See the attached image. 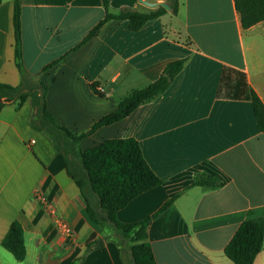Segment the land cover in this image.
<instances>
[{
    "label": "crops",
    "instance_id": "1",
    "mask_svg": "<svg viewBox=\"0 0 264 264\" xmlns=\"http://www.w3.org/2000/svg\"><path fill=\"white\" fill-rule=\"evenodd\" d=\"M178 1L177 15L166 8L138 31L128 19H112L86 39L106 15L104 0H19L24 65L47 85L57 123L81 134L157 80L169 61L186 58L166 92L99 127L80 147L112 138L139 142L162 184L134 198L117 219L140 221L174 198L148 227L156 264H235L225 247L243 221L264 216V133L252 101L239 94L252 88L264 103V20L244 28L235 0ZM163 4L170 6L169 0H109V9ZM14 5L0 0V83L18 86ZM0 100V264H70L83 255L81 264H130L129 252L122 258L113 234L89 217L64 157L29 124L30 100ZM201 174L222 185H194ZM36 190L54 202L76 238L56 226ZM15 220L24 228L23 261L2 246ZM93 237L101 245L86 252ZM254 264H264V241Z\"/></svg>",
    "mask_w": 264,
    "mask_h": 264
},
{
    "label": "trees",
    "instance_id": "2",
    "mask_svg": "<svg viewBox=\"0 0 264 264\" xmlns=\"http://www.w3.org/2000/svg\"><path fill=\"white\" fill-rule=\"evenodd\" d=\"M169 4L173 15H177L179 1L169 0ZM235 6L244 28L264 20V0H235ZM104 7L105 17L90 31L86 39L95 36L103 25L112 19H128L130 29L138 31L148 21L158 19L168 12L163 6L151 11L124 7L118 12H111L109 0H104ZM13 21L15 60L23 81L18 86L0 83V98L18 100L19 105L30 100L29 124L42 132L55 150L64 157L68 173L84 197L89 217L101 227L102 231L113 234V240L120 247L122 258L125 251L130 254V264H156L154 252L148 241V227L152 218L167 209L174 198L165 202L153 216L132 223L119 221L117 219L119 210L126 207L138 195L162 184V180L150 167L139 142L133 137L107 139L87 149H82L80 142L99 127L120 121L142 104L160 97L182 71L187 59L169 61L157 80L142 89L132 91L120 102L116 110L94 123L89 131L74 134L54 119L47 108V85L40 79L30 77L31 74L24 65L19 0H15ZM92 87L95 90V86ZM248 92V94L244 92L239 94L252 101L258 127L264 133V103L252 88ZM228 93L238 92L236 89H228ZM2 103L4 102L0 100V104ZM193 184L216 189L222 185V182L216 177L201 174ZM263 241L264 216L249 217L239 225L225 247V254L235 264H254L258 253L262 250ZM100 245L101 242L93 237L87 243L86 252ZM2 246L11 252L16 260L25 259L24 228L18 220L11 224L3 238ZM83 260L84 255L70 264H81Z\"/></svg>",
    "mask_w": 264,
    "mask_h": 264
},
{
    "label": "built area",
    "instance_id": "3",
    "mask_svg": "<svg viewBox=\"0 0 264 264\" xmlns=\"http://www.w3.org/2000/svg\"><path fill=\"white\" fill-rule=\"evenodd\" d=\"M100 92H104L103 88H99ZM36 200L40 203L42 208L50 214L53 218L56 226L62 230V232L71 239L76 238L77 232L70 224H68L63 217L58 213L54 202L40 190L34 192Z\"/></svg>",
    "mask_w": 264,
    "mask_h": 264
},
{
    "label": "water",
    "instance_id": "4",
    "mask_svg": "<svg viewBox=\"0 0 264 264\" xmlns=\"http://www.w3.org/2000/svg\"><path fill=\"white\" fill-rule=\"evenodd\" d=\"M163 7H165V8H170V6L167 5V4H163Z\"/></svg>",
    "mask_w": 264,
    "mask_h": 264
}]
</instances>
